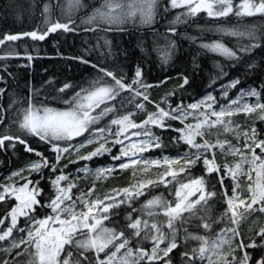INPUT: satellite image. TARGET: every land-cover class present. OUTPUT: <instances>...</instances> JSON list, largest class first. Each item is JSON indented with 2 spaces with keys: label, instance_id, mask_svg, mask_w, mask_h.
<instances>
[{
  "label": "snow or ice",
  "instance_id": "obj_1",
  "mask_svg": "<svg viewBox=\"0 0 264 264\" xmlns=\"http://www.w3.org/2000/svg\"><path fill=\"white\" fill-rule=\"evenodd\" d=\"M166 3L165 12L178 10L175 24L201 13L210 18L264 17V0ZM81 6V0H66L61 6L66 22L49 20L44 31L5 35L0 44L21 37L43 41L58 29L69 31L70 24L75 28L71 14ZM157 7L158 0H104L84 23L92 25L88 30H100L96 20L112 25L139 17L150 24ZM48 10L45 4V13ZM168 31L175 33L176 28ZM225 31L249 42L235 49L216 41L202 47L256 71L244 56L264 46V33L254 28ZM168 47L161 57L164 63L170 58L171 44ZM9 55L20 54L5 53ZM74 59L90 63L83 57ZM92 67L98 76L89 88L61 97L59 106L30 95L15 117L16 130L0 126V147L5 141L19 143L36 157L0 179V249L6 254L0 264H19L22 254L30 257L28 264H172L169 254L179 251L181 240L196 242L181 253L186 264H264V224L255 231L258 240L245 244L241 239L233 247L241 235L240 222L257 212L264 215V127L258 130L256 125L257 120L264 125V81L259 88L245 87L239 77L230 78L221 85L219 97L207 93L185 103L187 75L178 73L181 83L176 89L154 100L149 90L158 85L143 81L139 65L130 76L106 66ZM65 88L69 85L59 92ZM230 89L236 90L231 96ZM237 113L254 119L241 126L232 119ZM138 114L142 118L137 119ZM214 129H223L225 137L213 139ZM34 141L46 152L37 151ZM168 144L182 145L184 151L164 154ZM217 150L232 159L218 162ZM99 157L108 163L89 168ZM62 159L73 165L82 162V167L67 172ZM126 170L132 173L126 186L110 188L102 197L95 193L96 180ZM80 173L93 174L94 180L86 189L74 191ZM161 186L169 194L167 200L152 194ZM214 202L223 211L211 222L201 216L197 224L205 233L215 224L214 235L187 232L185 226L197 212Z\"/></svg>",
  "mask_w": 264,
  "mask_h": 264
},
{
  "label": "trees",
  "instance_id": "obj_2",
  "mask_svg": "<svg viewBox=\"0 0 264 264\" xmlns=\"http://www.w3.org/2000/svg\"><path fill=\"white\" fill-rule=\"evenodd\" d=\"M64 3L66 0H0V39L5 35L33 30L44 31L49 20L60 19L61 22H66L67 14L61 7ZM103 3L104 0H81L82 6L71 14L75 28L70 24L69 31L58 29L55 33H49L43 41L21 37L16 41H5L0 44V88L4 89L0 94V106L3 108V112L0 113L3 115L0 126L7 125L11 130H16L15 117L19 109L26 106L25 101L30 95L34 99L50 103L51 106H59L62 103L61 97L67 99L77 92L78 86L97 74L96 69L92 67L93 64L106 66L126 76H130L139 65L143 81L158 85L149 90L150 97L154 100H159L166 92L176 89L181 83L178 73L189 77V84L184 86L185 91L182 93L185 103L210 92L217 95L221 85L230 78L239 77L245 87L259 88L264 81V46L254 48L251 53H246L244 56L249 63L255 64L256 71L248 70L246 63H237L202 47L214 41L233 49L238 44H246L249 42L247 37L231 35L230 31L225 29L254 28L258 34L264 33V17L210 18L201 13L197 17H188L175 24L173 21L178 10L169 8L168 12H165L166 0H158L157 11L150 24L141 23L139 17H136L133 21L112 26L94 21V24L100 26V30L94 28L88 30L92 25H81ZM45 4L49 5L47 13L44 11ZM170 26L176 28L175 33L168 31ZM170 44V58L164 63L161 57L169 52ZM11 52L20 55L5 56V53ZM28 55L32 57L31 60L27 58ZM74 57H83L90 63H82ZM166 77L168 79H165ZM160 81L164 83L160 84ZM65 84L69 85V88L59 92ZM232 91L236 90L232 89ZM139 118H142V114L137 117ZM245 123L246 121L243 125ZM176 124L178 126V122ZM256 125L258 130L264 127L258 120ZM217 135L223 139L226 134L223 133V129H214L212 138L215 139ZM229 137L235 140L234 136ZM164 139L166 140L167 137ZM32 146L37 151L46 152L44 146L38 142L34 141ZM88 149L86 147L84 150ZM177 151H184L183 146L168 144L163 149L164 154L169 155H175ZM157 152L158 150H153L152 155H157ZM216 156L218 162H224L218 150ZM35 158L34 153L26 152L19 143L10 144L5 141L4 146L0 147V175L22 168ZM94 161L95 163H89V168L94 169L108 163L103 157L94 158ZM61 164H68V160L62 159ZM77 167H82V162L78 161L75 165L68 164L66 171L75 173L74 169ZM45 175L47 176V172ZM79 176L78 189L74 191L86 189L94 180L93 174L80 173ZM131 177L130 170L117 171L105 180H96L95 192L103 187L126 186ZM240 183L243 184V180ZM152 194L162 195L166 200L169 198L163 186L153 190ZM140 203H143V200ZM133 207L139 205L134 204ZM222 211L223 208L215 202L205 206L197 212L192 222L185 226L187 232L214 235L215 224L207 233L198 228L197 224L201 216L211 222ZM263 216L257 212L240 222L238 227L241 235L236 237L238 239L235 238V246L241 239L245 244L254 238L258 240L255 231L260 224H264ZM123 218L124 213L121 212L120 219ZM195 244L196 242L191 240H181L178 244L179 251L174 249L169 254L172 257V264H186L181 253L191 249ZM4 257L5 255H0V261ZM17 259L19 264H28L30 257L22 254Z\"/></svg>",
  "mask_w": 264,
  "mask_h": 264
},
{
  "label": "rangeland",
  "instance_id": "obj_3",
  "mask_svg": "<svg viewBox=\"0 0 264 264\" xmlns=\"http://www.w3.org/2000/svg\"><path fill=\"white\" fill-rule=\"evenodd\" d=\"M86 21V20H85ZM95 22H103V21H100V20H96ZM81 25H87V23H84V21L81 23ZM108 25V24H107ZM113 25V24H112ZM111 25V26H112ZM97 76H98V73L97 74H95V75H93V76H91L90 78H88L83 84H81L80 86H78L77 88L78 89H76L77 91H79L80 89H82V88H89L91 85H92V83H93V81L94 80H96L97 79ZM211 93V92H210ZM235 93V91H232V89H230L229 90V95L231 96V95H233ZM212 95H214V96H217V97H219V94H220V88L218 89V93H217V95L216 94H213V93H211ZM200 98V97H199ZM199 98H197V99H199ZM149 110H151V108L149 109ZM141 114H138L137 115V117H139ZM143 115V114H142ZM136 117V118H137ZM12 118V116H10L9 117V119H11ZM234 121H235V123L236 124H239V125H243V123L246 121V120H252V119H254V117L251 115V114H249V117L248 118H246L245 116H244V114L243 113H237V114H235L234 116H233V118H232ZM230 135H228V139L230 138L229 137ZM233 142H235V140H233ZM94 145H92V146H86V147H88L89 149L88 150H91V148L93 147ZM85 150H81V154H83V152H84ZM219 151V150H218ZM220 152V151H219ZM221 153V152H220ZM169 155V154H168ZM71 159H74L75 158V156L73 155L72 157H70ZM221 158L225 161V160H231L232 159V157L231 156H225V155H223L222 153H221ZM77 168H79V167H77ZM76 170V168L74 169V171ZM9 174H5V175H0L1 176V178H3V177H6V176H8ZM243 182L245 183V181L243 180ZM244 183L243 184H241L242 186L244 185ZM110 189V187H103V188H101L100 190H98V191H96L95 193L97 194V195H100L101 197L103 196V194L105 193V192H107L108 190ZM263 218H264V216H263ZM256 221L257 220H255V223H256ZM238 230L240 231V229H239V227H238ZM236 239H238V238H236ZM233 247H235V244H233ZM0 255H6L5 254V252L2 250V249H0ZM2 257L3 256H1V259H2Z\"/></svg>",
  "mask_w": 264,
  "mask_h": 264
},
{
  "label": "bare ground",
  "instance_id": "obj_4",
  "mask_svg": "<svg viewBox=\"0 0 264 264\" xmlns=\"http://www.w3.org/2000/svg\"><path fill=\"white\" fill-rule=\"evenodd\" d=\"M0 179H2L1 176H0ZM239 232H240V231H239Z\"/></svg>",
  "mask_w": 264,
  "mask_h": 264
}]
</instances>
